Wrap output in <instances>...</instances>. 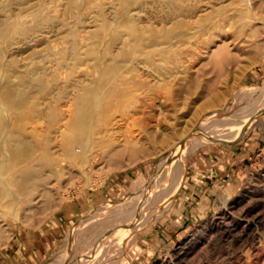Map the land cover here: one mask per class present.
Listing matches in <instances>:
<instances>
[{
    "label": "bare ground",
    "instance_id": "1",
    "mask_svg": "<svg viewBox=\"0 0 264 264\" xmlns=\"http://www.w3.org/2000/svg\"><path fill=\"white\" fill-rule=\"evenodd\" d=\"M263 4V0H0V234L8 232L2 218L9 208L18 217L36 209L39 199L42 208L60 206L51 198L52 178L68 174L69 181L87 179L88 168L98 158L152 146L164 130L158 115L167 111L151 103L159 114L152 113L144 122L147 95L141 87L163 83L196 88L208 65L241 67L250 49L253 59L263 58ZM181 79L188 83L181 84ZM220 94L211 95L208 103H216ZM257 103L233 113L211 111L212 120L210 112L193 120L178 140L158 153L170 155L157 162L154 181L167 171L170 186L152 185L151 194L136 197L138 214L125 215L123 209L120 213L114 203L113 215L90 216L92 220L76 233L98 221L123 225L115 231L116 241L100 242L76 263L121 261L125 248L138 237L141 221L158 216L172 202L186 174L185 157L216 133L264 123V102ZM139 108L142 125L138 130L127 128L128 118H134ZM247 205L239 219L232 218L234 206H226L222 221L213 223L216 239L234 244L245 239L251 246L246 254L236 252L231 264L264 260V238L255 233L259 217L253 215L259 205ZM214 239L206 244L212 245ZM196 242L181 247L178 258L193 254L199 247ZM110 247L117 252L111 253Z\"/></svg>",
    "mask_w": 264,
    "mask_h": 264
},
{
    "label": "rangeland",
    "instance_id": "2",
    "mask_svg": "<svg viewBox=\"0 0 264 264\" xmlns=\"http://www.w3.org/2000/svg\"><path fill=\"white\" fill-rule=\"evenodd\" d=\"M262 10L261 21L264 25V4ZM53 43L54 41L51 44ZM250 50L243 55L241 67H238L236 63L226 64L225 67L213 64L206 66L204 75L202 74L200 77L199 85L196 88L179 87L178 84L176 87H170L169 84L163 83L151 87H141L147 95V103L143 108L144 116H146L142 118L144 122L152 117V113L159 114V110L150 105L151 103L161 104L167 111V113L158 115L164 124L161 136L154 137L150 144L152 146L149 148H128L120 154L111 157L105 156L102 157L103 159L98 158L101 160L93 163L90 169L88 168L86 175L88 182L85 177H76L69 181L68 174L63 175L60 180L52 178L51 184L48 185L54 192L51 198L54 201L58 199L57 203H60V206L56 205L45 209L42 208V199H39L36 209L27 210L26 215L21 211L22 213L18 217H14L12 209L9 208L2 218L8 223L5 226L8 228V232L0 234V238H2L0 251L18 245L19 242H26L30 245H39L40 255L35 264H77L76 258L86 254L89 250H94L100 242L108 239L107 241L112 244L113 241H116V239L113 240V237L117 235L116 232L122 227L123 221L114 225L101 224L98 221L99 223L95 222V224L86 227L84 232L81 231L78 234L76 230L79 226L88 224L92 220L90 216L93 214L98 217L107 214L113 215L112 204L114 203L118 204L120 213L123 212V209V214L131 212V214H135L138 211L136 210V197L151 194L152 185L155 188L162 185L170 186L171 177L167 171H163L158 180L154 181L157 162L170 155L167 151L162 155H158V153L171 142L178 140L193 120L195 121L198 117L209 114V112L212 120L214 116L211 115V111L227 110V112L233 113L241 108L246 109L253 103L264 102V57L255 60L252 58ZM224 80L227 83H224ZM180 81L183 85L188 83L185 79ZM166 87L168 88L166 89ZM217 93H221L217 102L208 103L207 99ZM235 100L236 102H234ZM140 108L133 116L135 119L128 118L127 128L138 130L142 125L140 119L142 109ZM255 126H246L242 128V131L237 129L226 133L228 135L216 133L215 137L206 140L188 154L184 161L187 169L186 174L174 194L172 202L158 216L151 220L141 221L143 225L138 237L130 242L128 248H125L126 253L122 260L115 264H168L169 262L174 264H210L212 261L217 264H231L236 252L246 254L251 246L245 239L234 244L229 240L222 241L218 240V237L215 238L217 229L213 223L222 221L221 213L226 206H228L227 208L234 206L230 210L232 218L239 219L241 209H246L248 203L258 204L259 208L253 213L259 217V222L255 227L256 232H254L258 237L264 238V123ZM232 133L235 134L232 135ZM145 142L144 145L148 146V141ZM220 147H232L234 152L241 153L244 157L240 181L233 191L226 190L219 185L213 187L210 200L200 202L198 185L202 184L201 181L206 176L204 169L207 168L208 173H211L208 158ZM206 157L207 160H204ZM197 162H202L203 170L199 173L194 170L197 168ZM247 232L249 235L251 230L249 229ZM211 237L215 238L212 245L206 244ZM195 242L199 244L198 251L191 254L188 257L189 260L188 258L179 259V249ZM203 245L204 247H202ZM114 248L110 249L111 253L117 252V249ZM243 250L245 253H242ZM244 263L246 264V260L242 264ZM259 264H264V260Z\"/></svg>",
    "mask_w": 264,
    "mask_h": 264
},
{
    "label": "crops",
    "instance_id": "3",
    "mask_svg": "<svg viewBox=\"0 0 264 264\" xmlns=\"http://www.w3.org/2000/svg\"><path fill=\"white\" fill-rule=\"evenodd\" d=\"M232 147H220L212 153L208 158V164L211 168V173L206 168V176L199 184L200 202H208L213 194V187L217 185L233 191L240 181L243 171V160L241 153L233 151ZM207 160V157L204 160ZM196 173L202 171V162H197V168H194ZM217 183V184H216ZM39 245L26 242H19L18 245H13L7 249L0 251V264H35L39 258Z\"/></svg>",
    "mask_w": 264,
    "mask_h": 264
}]
</instances>
